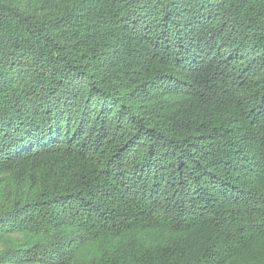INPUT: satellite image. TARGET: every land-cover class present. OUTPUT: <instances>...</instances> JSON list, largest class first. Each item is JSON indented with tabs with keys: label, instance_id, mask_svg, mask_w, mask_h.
I'll return each mask as SVG.
<instances>
[{
	"label": "trees",
	"instance_id": "1",
	"mask_svg": "<svg viewBox=\"0 0 264 264\" xmlns=\"http://www.w3.org/2000/svg\"><path fill=\"white\" fill-rule=\"evenodd\" d=\"M157 228L182 237L136 235ZM261 238L264 0H0V264H223Z\"/></svg>",
	"mask_w": 264,
	"mask_h": 264
},
{
	"label": "rangeland",
	"instance_id": "2",
	"mask_svg": "<svg viewBox=\"0 0 264 264\" xmlns=\"http://www.w3.org/2000/svg\"><path fill=\"white\" fill-rule=\"evenodd\" d=\"M138 238L141 240L152 243L158 244L165 239L172 240V239H179L182 237L181 233L170 232L169 230H160V229H153V230H144L136 234ZM81 257L85 258L92 250L89 248L86 250H82ZM264 257V238L259 239V241L255 242L253 246L249 247L247 250L239 251L235 254L231 259L226 261L223 264H262L261 260Z\"/></svg>",
	"mask_w": 264,
	"mask_h": 264
}]
</instances>
